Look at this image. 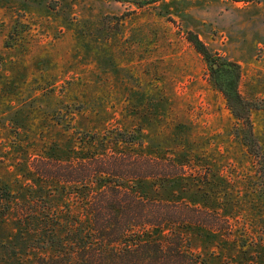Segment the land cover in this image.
Masks as SVG:
<instances>
[{
    "label": "rangeland",
    "instance_id": "1",
    "mask_svg": "<svg viewBox=\"0 0 264 264\" xmlns=\"http://www.w3.org/2000/svg\"><path fill=\"white\" fill-rule=\"evenodd\" d=\"M137 2L0 0V178L27 196L44 186L56 206L83 212L35 164L80 156L88 132L140 133L143 146L123 149L184 170L149 179L143 192L225 219L224 231L190 229L192 251L208 264H264L257 165L213 63L187 39L194 32L215 62L237 63L240 94L264 105V0ZM251 118L264 148V109Z\"/></svg>",
    "mask_w": 264,
    "mask_h": 264
},
{
    "label": "trees",
    "instance_id": "2",
    "mask_svg": "<svg viewBox=\"0 0 264 264\" xmlns=\"http://www.w3.org/2000/svg\"><path fill=\"white\" fill-rule=\"evenodd\" d=\"M187 39L213 63L215 85L264 186V148L251 118V112L264 105L240 94L237 63L215 62L194 32H188ZM80 143L84 145L80 156L37 162L34 174L66 192L71 190L83 212L56 206L53 192L47 194L44 186L27 188V196L0 178V264H208L192 251L188 231L194 227L224 231L225 219L183 201L151 198L142 190L149 179L175 177L184 170L178 172L172 161L124 150L143 146L140 133L88 132Z\"/></svg>",
    "mask_w": 264,
    "mask_h": 264
},
{
    "label": "water",
    "instance_id": "3",
    "mask_svg": "<svg viewBox=\"0 0 264 264\" xmlns=\"http://www.w3.org/2000/svg\"><path fill=\"white\" fill-rule=\"evenodd\" d=\"M215 67H217V65H215Z\"/></svg>",
    "mask_w": 264,
    "mask_h": 264
}]
</instances>
